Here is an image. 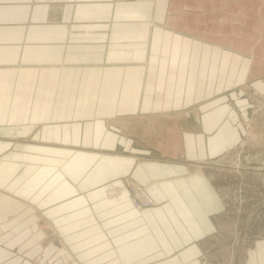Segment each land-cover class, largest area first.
<instances>
[{"label": "crops", "instance_id": "1", "mask_svg": "<svg viewBox=\"0 0 264 264\" xmlns=\"http://www.w3.org/2000/svg\"><path fill=\"white\" fill-rule=\"evenodd\" d=\"M254 5L0 0V131L40 126L39 142L0 133V264L204 261L228 213L213 175L241 146L253 98L264 100V40L256 19L227 30L188 19ZM123 177L158 205L110 197ZM35 212L56 226L45 250Z\"/></svg>", "mask_w": 264, "mask_h": 264}, {"label": "rangeland", "instance_id": "2", "mask_svg": "<svg viewBox=\"0 0 264 264\" xmlns=\"http://www.w3.org/2000/svg\"><path fill=\"white\" fill-rule=\"evenodd\" d=\"M253 103L255 118L249 120L247 125L245 124L246 133L237 152L225 160L223 165L227 168L225 169L227 172L213 175L226 200L228 213L222 220V236L219 237V240H213L208 245L209 249L202 259L204 261L200 262L201 264H261L264 262V253L259 251L260 248L264 247V127L262 123L264 120V100L257 95L253 98ZM45 111L50 117L59 113L55 107L43 108V112ZM40 114V108H37L34 112L35 118H39L38 115ZM10 128L11 126L0 131V133L3 136H23V138L18 139L26 142H39L36 139V134L40 133V126L33 128L30 125V130L25 128L18 131L10 130ZM237 166L241 169L235 168ZM211 170L208 171L211 173ZM128 179L132 180L129 177ZM155 203L157 206L156 201ZM146 209L150 208H144L140 211ZM35 213L38 216L37 219H34L32 226L37 233H40V230L45 232L43 234V249L45 250L47 247H51L52 243H58L55 232L56 226L50 220V224H47L39 213ZM44 250H40L35 259L37 258L42 262L45 259ZM56 255V251L51 250L46 259L49 260V263L50 261L54 262L53 259L56 258ZM259 255L263 256L260 257ZM48 262L46 261V263Z\"/></svg>", "mask_w": 264, "mask_h": 264}, {"label": "water", "instance_id": "3", "mask_svg": "<svg viewBox=\"0 0 264 264\" xmlns=\"http://www.w3.org/2000/svg\"><path fill=\"white\" fill-rule=\"evenodd\" d=\"M233 6H238L237 1H234ZM255 11L241 10V9H222V10H204L195 12L194 16H191L188 20H206L207 22H224L223 28L230 29L232 26L235 28H244L245 25L252 23L256 19V40H264V27L261 25L264 23V0H255ZM174 22L175 20L172 19ZM215 31V30H212Z\"/></svg>", "mask_w": 264, "mask_h": 264}, {"label": "built area", "instance_id": "4", "mask_svg": "<svg viewBox=\"0 0 264 264\" xmlns=\"http://www.w3.org/2000/svg\"><path fill=\"white\" fill-rule=\"evenodd\" d=\"M112 187H115L113 188L114 191L110 193L112 198L120 197L123 191H127L130 202L137 210L152 208L156 205L146 187L139 185L128 178L121 179L120 183L115 186L108 185L107 190L110 191Z\"/></svg>", "mask_w": 264, "mask_h": 264}, {"label": "bare ground", "instance_id": "5", "mask_svg": "<svg viewBox=\"0 0 264 264\" xmlns=\"http://www.w3.org/2000/svg\"><path fill=\"white\" fill-rule=\"evenodd\" d=\"M110 186H115V185H110ZM113 188H115V187H112L110 191L107 190V194H108L110 197H112V196L110 195V193H112V192L114 191ZM119 195H120V194H119ZM115 198H117V197H115ZM259 251L263 254V253H264V247L260 248Z\"/></svg>", "mask_w": 264, "mask_h": 264}]
</instances>
